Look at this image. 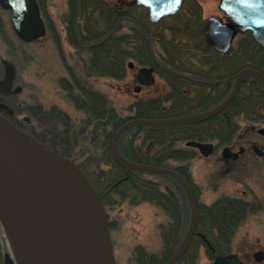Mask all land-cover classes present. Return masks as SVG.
<instances>
[{
	"label": "rangeland",
	"instance_id": "obj_1",
	"mask_svg": "<svg viewBox=\"0 0 264 264\" xmlns=\"http://www.w3.org/2000/svg\"><path fill=\"white\" fill-rule=\"evenodd\" d=\"M102 1L100 5L102 9L106 6L117 7V4L121 2L120 0ZM41 2L43 18L47 23V34L33 42H24L17 37L10 23L9 12L0 8V75L5 60L10 65L8 68L11 67L14 71L15 86L21 87L19 93L13 94L12 98L6 101L9 107L16 111L20 122H25V118L29 119V122H26L27 130L33 129L34 124L36 126L38 123L41 129L39 133L44 136L45 142L58 145L60 149L69 152L70 157L77 158L81 164L92 160L98 163L101 159L100 143H93L92 138H77L80 135L78 133L88 129L84 123L87 114L84 113L83 106L79 105L78 101L88 95H104L121 115H130L132 105L139 101L164 98L172 92V86L158 73L153 85L135 92L134 89L138 85L136 74L142 66L132 59L126 60V69L122 77L101 72L97 64L93 63L94 51L89 48V45L106 34L107 18L101 19L98 16V12L101 11L92 8L89 16L83 14L84 16L78 19L76 32L73 33L71 22L74 15L71 0H41ZM219 2L220 0H185L182 11L184 12L187 5L196 4L201 9L203 20L212 15L224 17L219 10ZM129 8L130 6L124 7V10L128 9V14L132 15L133 27L137 26V19L146 20L144 9L132 11ZM99 18L103 22L101 29L96 28ZM85 22L87 31L80 29V26L77 27L78 24L84 25ZM161 22L183 27L181 22L174 23L169 18H164ZM119 24L121 25L119 34L131 33L129 29L132 23L129 20ZM239 41H241L240 36L235 39L233 46L238 45ZM95 59L101 60L100 57ZM132 61L135 64L134 69L128 67V63ZM232 85L230 88L228 84L223 85V93L230 92ZM183 94L185 96L180 94L177 100H175L177 97L173 95L172 102L165 103L166 115L190 114L195 112V109L198 110L205 100L204 94L195 85L187 84L183 88ZM218 99L217 93L213 100H207L204 104L212 106ZM147 110L153 114L159 110V106L147 107ZM257 112L258 114L253 116L242 115L236 118L239 130L228 145L246 144L253 140L261 150H264V136L251 129L252 126L264 129V102ZM51 121L53 126L48 129ZM53 131L64 134L63 140L66 146L60 139L52 138ZM186 141L184 139L177 146L191 149L190 154L193 157L179 163L189 166L188 172L192 175V182L198 191V202L212 205L220 199L231 198L238 200L243 206L241 212L237 211L230 221L223 222L224 225L232 223L227 230L229 239H224L230 246L228 253L237 254L245 264L252 262L264 264V257L259 262L254 257L258 251L264 253V156L249 151L244 156L243 163L229 169L226 162L217 161L223 146L218 147L211 157L204 158L194 148L187 147ZM97 166L102 171L108 169L103 162L98 163ZM152 178L155 177L152 176ZM122 201L123 199L120 198V205L117 204L118 206L112 211L111 220L114 223L111 231L115 240L118 264H131L136 255V249L140 246L148 253H159L163 246L162 231L164 228L169 231L168 212L139 197L131 196ZM172 215H175L174 211ZM186 230L182 231V238ZM189 250L186 258L190 264L213 263L204 242L191 245ZM7 260L11 261L10 264H15L7 235L0 224V264H6Z\"/></svg>",
	"mask_w": 264,
	"mask_h": 264
},
{
	"label": "trees",
	"instance_id": "obj_2",
	"mask_svg": "<svg viewBox=\"0 0 264 264\" xmlns=\"http://www.w3.org/2000/svg\"><path fill=\"white\" fill-rule=\"evenodd\" d=\"M98 10L101 11L98 12L101 19L107 18L105 25L107 29L104 36L98 37L89 45V48L94 51V65L96 63L100 71L107 75L122 77L126 69V60H136L139 66L156 67L158 73L172 86V92L171 95L164 98L135 103L130 107V115H121L107 96L88 95L82 97V100L78 102L83 106L84 113L87 114L84 123L88 129L78 133L81 136L79 135L77 138H92L93 143H100L101 159L98 163H105L108 169L100 170L101 168L99 169L98 163L94 160L81 164L77 158L73 156L71 158L79 163L93 181L107 207L111 220L112 211L121 203L120 198L124 202L131 196L139 197L141 200L152 202L166 212L169 210V205L173 209L181 207L183 218L179 223L173 218L172 234L170 235L165 228L162 231L163 246L161 251L151 254L140 246L136 249V255L131 262V264H163L174 253L181 241L183 233L180 234L179 230L184 228L185 231L189 223L190 208L185 192L179 182L168 175L127 171L119 166L111 154L112 137L122 124L131 119L175 116L173 114L166 115L167 111L164 105L166 102H172L174 96L184 95L183 88L187 85L186 80H189L190 77L202 87L204 102L213 100L217 93L219 96L214 105L207 106L203 102L200 104V108L195 109V112L192 113L205 111L217 105L229 92L223 93L224 88L220 83L228 82L246 67H252L264 74V48L252 38L250 33L239 35L241 41L227 53L210 48L205 40L201 9L196 4L187 5L182 14L169 17L174 23H179L181 19H184L182 28L174 26V24L166 25L161 21L152 23L147 18L146 20L138 19L137 26L133 27V17L126 10L120 13L116 6H106L105 9ZM121 17L132 23V27L129 29L131 30L130 34H119L121 30L119 19ZM102 23L99 18L96 28L101 29ZM96 57H100L101 60L97 61ZM213 88L216 93L211 94ZM177 99L178 97L175 100ZM263 102L264 87L262 83L253 76H246L242 88L232 104L215 117L203 123L185 126H134L121 136L118 143L119 150L125 158L131 161L170 167L168 160L170 156L184 153L187 154L186 159H183L185 161L193 157L190 154L191 149L177 146L184 139L215 142L218 147L231 143L233 136L239 130L236 118L242 115L246 117L258 114L257 111L260 110ZM155 106H159V110L153 114L149 113L147 107ZM27 126H24L25 129ZM52 126L51 121L48 129ZM33 129L27 131L45 141L44 136L39 133L41 129L38 123L36 126L34 124ZM52 134L53 139H60L66 146L63 140L64 134L57 131H53ZM46 143L70 157L69 152L60 149L58 145ZM184 167L195 199L198 201V191L192 182V175L188 172L189 166L187 164ZM127 172L128 177L125 178ZM241 209H243L242 204L231 198L220 199L212 205L201 204L198 230L204 234L211 247L209 248L201 237H196L192 245L204 242L212 259L217 254L228 253L230 246L224 239H229L227 230L232 223L224 225L223 222L230 221L237 211L241 212ZM113 224L111 221V230ZM189 251L188 249L176 264H190L186 258Z\"/></svg>",
	"mask_w": 264,
	"mask_h": 264
},
{
	"label": "water",
	"instance_id": "obj_3",
	"mask_svg": "<svg viewBox=\"0 0 264 264\" xmlns=\"http://www.w3.org/2000/svg\"><path fill=\"white\" fill-rule=\"evenodd\" d=\"M147 8V17L158 22L175 14L182 0H136ZM10 11L16 35L25 42L46 33L37 0H0ZM224 18L209 16L204 20L206 43L227 53L239 34L251 33L264 48V0H220ZM128 66L134 68V63ZM252 75L264 86V74L247 67L236 75L229 95L204 112L169 118H136L121 125L114 133L111 152L115 162L126 170L169 175L177 179L189 201L191 218L187 232L173 255L164 264H174L190 247L198 226V210L187 179L175 170L133 162L119 151L118 142L129 128L138 125L179 126L204 122L225 110L237 96L243 78ZM13 71L0 87H5ZM134 89L155 82L153 67H141ZM18 91V90H17ZM186 145L208 157L214 151L210 142L189 140ZM36 185L44 206L43 217L30 206L23 190V178ZM0 224L17 255L15 264H117L110 218L94 183L73 159L53 149L25 131L0 112ZM43 227L40 228L39 225ZM38 225V226H37ZM262 251L255 254L262 261ZM7 260L6 264H10ZM212 264H244L235 253L219 254ZM255 264V263H252Z\"/></svg>",
	"mask_w": 264,
	"mask_h": 264
},
{
	"label": "flooded vegetation",
	"instance_id": "obj_4",
	"mask_svg": "<svg viewBox=\"0 0 264 264\" xmlns=\"http://www.w3.org/2000/svg\"><path fill=\"white\" fill-rule=\"evenodd\" d=\"M120 1L121 2L117 4V7H118L120 13H123L124 12V7H127V6H130L132 11H135L136 9L142 8V9L145 10V14L147 13V9L144 6L139 5L136 0H120ZM184 1L185 0H182V3L179 6V9H178V11L175 14H172V15L167 16L165 18L172 17L173 15L182 14V9L184 7ZM37 3H38V6H39L40 14H41V16L43 18L42 2H41V0H37ZM102 3H103L102 0H71V7H73V15H74V17L72 19V22H71V30L73 31V33L76 32V22L78 21V19L80 17L84 16L85 14H87L89 16V14L91 12L90 9H92V8L94 10L100 9L101 8L100 5ZM125 10L127 11L128 9H125ZM5 11L9 12V14H10V11L8 9H5ZM43 20L45 22L46 30H47V23H46L44 18H43ZM85 21H87L86 18H85ZM123 21H125V18L121 17L119 19V22H123ZM10 23H11V19H10ZM181 23H182V25H184V20L181 19ZM79 26H80V29H83L85 31L88 30V28L86 26V22L84 23V25H79V24L77 25V27H79ZM88 32H90V31H88ZM46 34H45V36H46ZM75 36H76V34H75ZM83 38H84V35H83ZM2 68H3V71L1 72L0 80L5 81L6 78L8 77V75H9V71H8L9 69L4 64H3ZM154 72H155V75H158V71H157L156 67H154ZM235 79H236V74L228 82H226V83L223 82V83H220V84L222 86L225 85V84H228V88H230L231 85H232L231 83H233L232 87L234 86ZM243 81H244V78L242 80V83H243ZM195 82H197V81H195L192 77H190L189 80H186L187 84L195 85L200 90H202V87H200ZM15 83H16L15 80H13V78H11V80L9 81V83L5 87H0V111L3 114H5L6 116H8L13 122H15L16 124H18V125L22 126L23 128H25L24 126L26 125V122L27 123L29 122V119L25 118V120H24L25 122H20L18 120V118H17L16 113H15L16 111L12 110L9 107V103L6 101V99H8V98H12L11 96L13 94H16L17 90L19 91V86H15ZM217 85H218V82H217ZM241 87H242V84H241ZM240 90H241V88H240ZM214 93H216V91L213 88L211 94H214ZM251 129H252V131L256 130L258 134L264 136V130L257 129L255 126H252ZM212 143L214 144V152L209 157H211L215 153L216 149L218 148V146H217V144L215 142H212ZM234 144L235 143H233V146H230L228 144H227L228 146L222 145L223 148H222V151H221V155L218 157V160H217V161H221L222 160V161L226 162L228 164V168L229 169H232L234 167L236 168V166H238L239 164L243 163V158H244V156H246V154H248L249 151H252L256 155L264 156V150H261L259 145L253 140L248 142V143H246V144L245 143L244 144H237V145H234ZM186 156H187V154L181 153V154H177V155H174V156H170L168 160H169V166L172 167L173 170L177 171L178 173H180L181 175H183V176H185L187 178L186 168L184 167V165L179 163ZM209 157H204V158H209ZM176 162H178L179 164L177 163V165H176L175 164ZM200 207H201V204L197 201L198 212L200 210ZM172 211H174V213H175L174 216L172 215ZM167 212H168V215L170 216L169 234L171 235L172 234L173 218H175L177 220V223H179V221H182V218H183L182 209H181V207L173 209L171 207V205H169V210ZM178 228H179V226L177 225V229ZM183 229L184 228H181L179 230L180 234H182ZM198 231L199 230H197L196 237H200V235H201L200 231L199 232Z\"/></svg>",
	"mask_w": 264,
	"mask_h": 264
},
{
	"label": "bare ground",
	"instance_id": "obj_5",
	"mask_svg": "<svg viewBox=\"0 0 264 264\" xmlns=\"http://www.w3.org/2000/svg\"><path fill=\"white\" fill-rule=\"evenodd\" d=\"M23 178H25L23 180V190H24L26 198L29 201V204H30L31 208L38 215H41L43 217V215L45 214V209L46 208L44 206L43 200H42L39 192L36 190V185L33 182L28 181L25 176H23ZM39 227L42 228L43 224L39 225ZM8 243H9L10 250H11L13 258L15 260H17V255H16V253L14 251V248L12 246V243H11L10 239H8ZM17 262H18V260H17Z\"/></svg>",
	"mask_w": 264,
	"mask_h": 264
}]
</instances>
